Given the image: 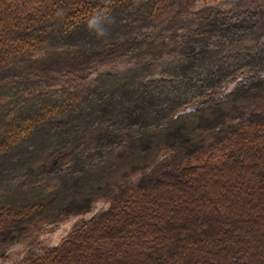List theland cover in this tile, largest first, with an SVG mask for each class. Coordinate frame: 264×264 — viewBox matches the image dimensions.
Segmentation results:
<instances>
[{
  "label": "trees",
  "instance_id": "1",
  "mask_svg": "<svg viewBox=\"0 0 264 264\" xmlns=\"http://www.w3.org/2000/svg\"><path fill=\"white\" fill-rule=\"evenodd\" d=\"M197 1L0 0V251L97 209L20 264H264V0Z\"/></svg>",
  "mask_w": 264,
  "mask_h": 264
},
{
  "label": "rangeland",
  "instance_id": "2",
  "mask_svg": "<svg viewBox=\"0 0 264 264\" xmlns=\"http://www.w3.org/2000/svg\"><path fill=\"white\" fill-rule=\"evenodd\" d=\"M244 1L248 0H207L204 3H197L195 5V8L193 7L191 9L197 10V8L201 9L205 6H216L226 9ZM61 49V47L49 46L43 51L35 53L32 56H28L24 62L17 66V68H20L21 66H24L22 68L27 67L33 60L42 58L46 54V52L59 51ZM164 59H166V57ZM146 61H150V59L147 58L144 62ZM137 65L139 64H118L116 66L101 68L97 73H122L131 68L136 67ZM102 206H107V204L99 205V207ZM96 210L97 209H95L91 213L82 216L68 217L57 223L35 226L20 241H15L12 244L8 245L4 250L0 251V264H20L21 261H23L29 255L41 253L48 246H53L57 244L61 240V238L67 234V232L72 228V226L76 224L78 220L90 217Z\"/></svg>",
  "mask_w": 264,
  "mask_h": 264
},
{
  "label": "bare ground",
  "instance_id": "3",
  "mask_svg": "<svg viewBox=\"0 0 264 264\" xmlns=\"http://www.w3.org/2000/svg\"><path fill=\"white\" fill-rule=\"evenodd\" d=\"M207 0H200V1H197L191 8H195V5L197 4V3H200V2H202V3H204V2H206ZM209 7H215V6H209ZM192 10V9H191ZM197 10H198V8H197ZM192 11H196V10H192ZM166 57V59H164ZM175 57V56H174ZM164 59V60H163ZM170 59H172V57H169V56H167V55H164V56H162L159 60H157L156 61V63L157 64H160L161 62H166V61H169ZM243 79H244V77H243V75L242 74H236L232 79H230V80H227V81H225L224 83H226V82H228V81H233V80H235V81H238L237 83H236V85H235V87H234V89L237 87V85H238V83H240V82H242L243 81ZM223 83V84H224ZM234 89H232L231 91H233ZM231 91H229V92H226V93H222V92H220V89L218 90V96H221V95H224V94H227V93H230Z\"/></svg>",
  "mask_w": 264,
  "mask_h": 264
},
{
  "label": "built area",
  "instance_id": "4",
  "mask_svg": "<svg viewBox=\"0 0 264 264\" xmlns=\"http://www.w3.org/2000/svg\"><path fill=\"white\" fill-rule=\"evenodd\" d=\"M237 82L238 81L233 80V81H228L224 83L222 87L220 88V92L226 93V92L231 91L232 89H234Z\"/></svg>",
  "mask_w": 264,
  "mask_h": 264
}]
</instances>
